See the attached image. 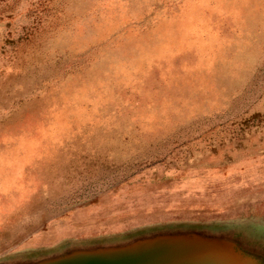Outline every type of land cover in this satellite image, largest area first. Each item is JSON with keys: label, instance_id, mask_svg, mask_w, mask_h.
Masks as SVG:
<instances>
[{"label": "rangeland", "instance_id": "rangeland-1", "mask_svg": "<svg viewBox=\"0 0 264 264\" xmlns=\"http://www.w3.org/2000/svg\"><path fill=\"white\" fill-rule=\"evenodd\" d=\"M177 232L264 264V0H0V264Z\"/></svg>", "mask_w": 264, "mask_h": 264}, {"label": "water", "instance_id": "water-1", "mask_svg": "<svg viewBox=\"0 0 264 264\" xmlns=\"http://www.w3.org/2000/svg\"><path fill=\"white\" fill-rule=\"evenodd\" d=\"M200 233H161L117 246L71 250L34 264H257L233 240Z\"/></svg>", "mask_w": 264, "mask_h": 264}]
</instances>
